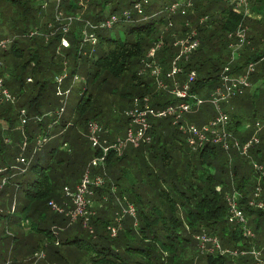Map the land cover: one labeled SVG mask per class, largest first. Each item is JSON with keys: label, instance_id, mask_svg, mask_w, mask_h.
<instances>
[{"label": "trees", "instance_id": "trees-1", "mask_svg": "<svg viewBox=\"0 0 264 264\" xmlns=\"http://www.w3.org/2000/svg\"><path fill=\"white\" fill-rule=\"evenodd\" d=\"M48 1L3 0L5 3L0 5L6 10L7 5L14 2L13 4L23 9L25 20L30 22L26 27L24 26L25 28H18L10 36L14 38V41L2 54L8 57V61L0 68V78L3 79L5 74L10 76L4 82H6L5 85L12 84V89L17 87L16 92L18 93L15 96L18 100L19 97L23 100L20 104L21 109H28L29 120L30 117L32 120L35 117L39 118L37 122L35 121L36 123L32 122L34 133L45 131L49 121L42 123L40 121L43 116L54 111V107L52 108L51 103L47 101L45 88L48 83L46 80L48 72L57 73L55 80L57 76H60L58 70L63 68L62 60H55V50L64 49L67 57L72 54H75L77 59L87 57V78L84 83L82 100L76 107L77 115L72 122L68 124L63 122L59 127L61 138H64V144H68L69 150L58 159V163L54 166L50 165L47 158L40 157L36 161L34 159L28 169L34 179L25 190L22 220L25 219L27 223H30V230L44 233L45 241L52 246L68 247L65 258H62L59 250L54 248L45 259L52 264L60 260L67 261L69 264L70 260L75 259V254L79 253L84 255L85 264H88L89 260L91 264H195L197 259L199 264L201 261H204V264H255L251 256L232 258L229 254L217 253L200 257L196 246L198 243L196 236L206 232L209 236L218 238L221 246L228 250L250 249L252 245L258 248L264 246V210L254 208L249 204V201L254 198L258 184L263 188L262 200L264 201V178L258 180V174L254 169V164L264 166V130L259 135V145L251 149L250 158L242 156L236 150L226 151L219 145L208 143L194 152L188 146L182 132L173 125L171 120H158L153 123L150 144L132 146L133 149L127 150L128 146L121 155L111 151L104 168H107L108 175L112 179L108 181L106 178L105 186L95 189L97 191L93 200L101 202L104 195L112 194L111 184L113 183L121 196L120 198L116 195L118 199L124 201L123 198L128 197V202L134 204L137 211L134 217L129 216L128 224L122 221L121 231L117 238L110 237L108 226L112 224V221L102 211L93 221L96 229V234L93 236L88 234L80 224L76 225L77 228L75 226L73 229L67 228L70 225V219L66 214L65 217L57 212L51 203H59L54 188L60 184L61 179L65 178L59 170L63 169L66 174L72 173L75 183L64 184L65 181L70 180V176L67 175L63 185L74 188L82 180L84 173L88 171L91 161L101 157V153L93 150L92 147L93 152L87 157L83 147L86 138L80 133L82 130L87 131L89 121L95 120L102 124L101 119H104L105 115L103 109L109 105V101L104 98L106 93L100 89L104 88L110 80L125 79L130 84L131 91L123 95L130 96L126 111L131 108L135 97L146 95H151L152 107H162L176 102L169 94L156 91L153 78L149 74L145 75L148 78H142L143 75L139 74L149 49L162 36H164V48L158 53V61L165 70H168L176 53L172 32H177L176 36H184L185 31L193 28L198 19L208 18L206 24L197 25L199 48L188 61L182 63L186 73L193 70L197 72L198 77L192 91L203 93L207 84H215L214 89L220 85V74L230 60V44L233 42L230 35H234L238 27L243 25L250 30L248 44L241 51V58L235 65L234 72L238 73L242 70L243 73L250 63H256L251 82L255 84L261 81L264 84V0H252L251 11L253 13L249 15L244 10L236 9L233 4L234 0H189L187 16H183L180 12L170 15L166 10L168 6L180 0H169L167 3L164 0L165 2L157 9H154L157 0H150L148 4H144L141 12L133 8L137 3H144V0H102L101 2L85 0L88 6L90 2H92L90 5L96 2L100 6L98 10L91 8L84 16L86 8L80 4V0H53V14L49 18V23L44 24L43 29L38 28L40 32L44 30L38 36L32 33L34 32L33 27L37 28L39 23L33 11L47 6ZM109 3L111 10L106 18L103 6ZM151 4L152 7L149 6ZM147 8L149 9L146 10ZM81 9L83 12L80 16L84 17L83 22H79L80 17L77 15ZM61 11L66 15L63 20L58 19L57 15V12ZM127 11L132 12L130 19L124 16ZM256 15H262L263 19L254 20ZM113 16L119 17L118 23L130 22L133 24L132 27L125 30L123 37L116 39L107 36L106 31L111 30L110 28H90L89 32L96 36L97 44L94 47L91 44L86 46L83 33L84 22L99 25ZM73 19L78 20V26L75 23L71 26ZM187 20L192 21L191 25H187ZM61 21H69L70 27L65 28L68 22ZM171 21H175L181 27L176 25V30L168 31L166 27ZM7 39L12 40L7 36L0 37V40ZM63 39L70 42L69 48L62 45ZM18 40L25 42L17 44ZM49 49H53L54 53L51 62H45ZM86 50L88 51L85 52ZM62 59L65 62L66 58ZM78 65L76 64L72 77L80 69ZM29 78L31 81H28ZM26 85H31L32 88L27 89ZM64 85L65 82L63 87ZM56 87V82H53V94L56 93ZM113 92H107V94ZM245 92L248 93L247 96ZM245 92L233 99L243 96L236 100L234 105H245L249 102L254 112L250 125L254 126L264 117V88L252 92L246 89ZM258 104L260 109L257 108ZM234 105H231L233 113H229L231 117L229 131H233L236 138L246 142L254 133V129L251 128L244 132L242 113L239 109H235ZM21 109H19V115ZM207 113L209 114V108L205 109L203 115H197L192 123L202 126L217 115L209 118V116H204ZM7 115H9L7 110L0 111V117L4 118ZM126 120L129 125L127 115ZM103 126L109 128L108 124ZM68 129H70L69 133ZM102 136L111 142L122 137L112 132L109 134L104 132ZM30 141L34 143L36 138L32 136ZM72 147L76 148V152L72 153ZM55 149L52 148L49 151L52 155L51 159ZM4 150L5 139L2 134L0 135V170L4 168L9 170L13 161L5 155ZM18 154L19 151L14 161ZM31 154L32 151L28 156ZM57 167L59 169L53 172L52 169ZM102 169L101 166L92 168L93 175L101 174ZM4 173L0 174V184L6 177ZM50 174H54L55 178ZM9 183L7 182L2 189ZM15 187L17 190L21 189L18 183ZM218 187L221 188L220 191ZM236 191L240 194L239 209L248 219V227L256 234L255 240H248L244 237L242 224L229 222L226 197ZM64 198L71 202V198L67 196ZM70 202L67 204L66 212L71 209ZM126 203L124 201V206ZM52 208L57 213L52 212ZM115 210L121 211V208L117 207ZM15 212L16 209L10 214H15ZM48 224L66 229L67 234L63 242L59 244L58 230L47 227ZM71 248L73 249L70 250ZM50 256L53 261L50 260ZM7 262L11 264L9 260ZM79 264H81V258Z\"/></svg>", "mask_w": 264, "mask_h": 264}, {"label": "built area", "instance_id": "built-area-1", "mask_svg": "<svg viewBox=\"0 0 264 264\" xmlns=\"http://www.w3.org/2000/svg\"><path fill=\"white\" fill-rule=\"evenodd\" d=\"M59 1V0H57ZM150 0H144L143 2L134 5L135 10L141 12L144 4H148ZM190 4L183 3L181 1L175 2L168 6L166 9L170 15H175L180 12L183 16L188 15V7ZM236 9L239 11L244 10L248 14L246 9L242 8V0H239L236 4ZM61 12H57L59 16ZM132 15L131 11L125 12L124 16L126 19H130ZM249 15V14H248ZM119 17L113 16L109 20L104 21L103 24H92L90 22H85L84 25V43H90L93 47L97 44V38L95 35L90 34L89 29L98 28H110L112 29L115 24L119 22ZM201 22L207 21L208 18H201ZM189 25V22H187ZM168 27H173L172 21L168 24ZM248 31L249 29L243 25H240L236 30L234 35H230L233 42L230 44V60L224 66L220 74V85L217 86L208 99L201 98L198 93L193 92V85L197 80V72L191 71L186 73L182 63L188 61L190 56L199 48V32L197 28H190L185 31L184 36H176L177 32L173 31L174 35L173 46L176 49V53L170 62V68L165 70L164 67L158 61V53L164 48V36L149 49L146 58L143 60V68L139 72L140 75L149 74L154 81V86L156 91L165 92L170 94L175 103L165 105L162 107H152L151 106V95H146L142 97H135L132 101L131 108L126 111V115L129 119V125L126 130V134L123 137H119L117 140L111 142L110 140L103 138V133L106 132L103 126L97 121H90L88 125V139L91 147L95 151L101 153V157L94 158L88 168V171L82 178V180L73 188L70 186L64 187L65 196L71 198V209L66 212L64 208L59 207L55 202H52L53 208L61 213L66 214L70 219L71 223H76L79 221H87L94 215L92 204L93 197L95 195V189L105 186L106 179L101 174L93 175L92 168L104 167L106 164V159L111 151L116 154L121 155L128 146L138 147L141 144H150L152 137L150 132L153 128V123L158 120H171L173 125L177 126L185 137L188 146L194 151H198L203 148L206 143L219 145L224 150H236L242 156L250 158V151L253 147H256L260 143L259 135L264 130V118L263 120L257 121L254 126L246 125L243 130L250 128L254 129V133L246 142L236 138L231 131H229L231 126L230 116L222 110V105L227 103L234 98L243 95L246 89H250L251 92L258 88H264L263 82L259 81L257 83L251 82L252 75L256 70V63H250L247 68L240 72H234V67L236 64L234 62L239 60L241 56V46H244L248 42ZM12 40H0V51L7 50ZM64 44H68L64 41ZM69 46V44H68ZM67 46V47H68ZM68 75H60L55 79L56 81V95L60 97L64 105L57 110L55 113L59 115L65 112V105L70 94V89L63 90V83L67 80ZM28 81H31L29 78ZM82 81L78 74L73 77V84ZM4 101L7 103H14L18 101L14 94H11L6 87L3 79L0 78V104ZM209 103L216 110L217 115L215 118L210 119L207 123L202 126H197L194 123L184 125L181 120L186 114L199 113L203 104ZM20 118L22 126L28 123V113L25 108L20 110ZM43 141L42 139L39 142ZM66 145V144H65ZM64 145V146H65ZM41 145L39 144L40 148ZM29 157L25 159L20 156L17 158V166H11L10 169L0 170V174L6 171L18 170V175L25 174L32 164L33 157L37 152V149ZM23 164V166H20ZM254 169L258 174V180L264 178V166L259 164H254ZM11 175H6L4 177L0 187L2 188L7 182L9 183ZM218 191L221 190L220 187L217 188ZM263 188L260 184L256 186L254 198L249 201L250 206L258 209L264 210V201L262 200ZM126 206L121 205V213L119 216H132L136 215L135 205L128 202L127 198H123ZM239 199L240 194L238 191L227 195V205L229 208V222L231 224H242L244 229V237L248 240H255L256 234L248 227V219L239 209ZM124 203L123 200H120ZM14 207L12 212H14ZM122 221H117L115 226L109 227V233L111 238H117L120 234ZM85 224V226L87 225ZM199 246L202 245L201 251L203 253H211L221 255L229 254L234 257L245 256L251 254L254 257V261L257 264H264V246L258 248L252 245L250 249L242 250H228L221 246L218 238L211 237L206 232H203L196 236ZM38 256V255H36ZM44 256V254H41Z\"/></svg>", "mask_w": 264, "mask_h": 264}, {"label": "rangeland", "instance_id": "rangeland-1", "mask_svg": "<svg viewBox=\"0 0 264 264\" xmlns=\"http://www.w3.org/2000/svg\"><path fill=\"white\" fill-rule=\"evenodd\" d=\"M101 1L102 0H99V2H101ZM165 1H166V3L169 2V0H165ZM165 1L164 0H157L154 4V9L159 8L161 6V4ZM180 1L183 3L189 2V0H180ZM238 1L239 0H234L233 4H236ZM3 3H5V2H3V0H0V5ZM13 3L8 4L6 10L4 8L2 9L0 7V37H6L7 36L8 38L12 39L11 43H13L14 38H12L10 36L13 35L14 32L17 31L18 28H20V27L25 28L26 25L30 23V22L25 20V15H23V11H22L23 9L21 7H18L17 4H13ZM91 3L92 2H90V4ZM80 4L82 6H85V8L87 9V10L86 9L84 10L83 16L86 15L87 12L91 8H97V10H98V6H100V5L96 4V2H94L92 5L89 4V6H88V4H85V0H80ZM30 6H31V4H30ZM149 6L152 7V4ZM251 6H252V0H242V8L246 9L248 14L253 13L251 11ZM103 7H104L103 8L104 9V16L107 18V16H109V14H110L111 4L109 3ZM148 9L149 8H147L146 10H148ZM53 10H54V1L49 0L47 3V6L42 7V9H39V10L37 9L36 11H33V15L37 16L39 23H38L37 28L33 27L32 31H34V32H32V33H34L35 35H38V36L43 33L44 30H41V32H40L38 30V28L43 29L44 24L47 22L49 23V21H50L49 18L52 16ZM99 10H100V8H99ZM82 12L83 11L81 9L80 12L77 14L78 17H80L78 19L79 22L80 21L83 22L84 17L80 16ZM138 13H140V12H138ZM192 14H193V12H192ZM196 16L197 15H195V17ZM65 17H66V15H64V13L61 11V14L58 16V19L63 20V19H65ZM262 19H263L262 15H256L254 20H262ZM78 20L73 19L71 26L74 23L76 25ZM187 21L189 22V25H191L192 21L191 20L190 21L187 20ZM207 21L205 20V21L201 22V20L198 19L197 24L195 26L193 25V27L198 28L197 25L206 24ZM61 22H68L67 25H65V28L70 27L69 21H61ZM172 23H173V27H168V25H167L166 29L168 31L176 30L175 26L176 25L179 26V24H177L175 21ZM78 25L79 24H77V26ZM132 25L133 24L130 22L118 23L116 26H114L113 29L106 31L107 36H109L111 38H115V39L119 38V37H123L125 30L132 27ZM180 27H181V25L179 26V28ZM249 31H248V34H249ZM36 38L40 39L41 37H36ZM64 41H67V43L69 45H70V42L67 39H63V41H62V45L66 48H69L70 46H68V44H64ZM22 42H25V41L18 40L17 44H20ZM89 44L90 43H87L86 46H89ZM247 44H248V42L244 46H241L240 50L242 51ZM81 49L83 50L82 46H81ZM87 51L88 50H86L85 52H87ZM4 52H5V50L0 51V67H3L5 62L8 61V57H5V55H2ZM55 52H56V57H55L56 59L55 60L56 61L62 60V66H63V68L58 70V73L60 75H68V77H69V79H67L65 81V85L62 88H63V90L70 89L71 91H70L69 98L67 100V105L65 106V108H66L65 112L61 115H59V113H55V111L59 110L64 105V103L60 97H57L52 92L53 82H55L54 77L57 75V73L56 74L53 73V71H52L53 69L51 70L52 73L48 72V74L46 76V78H47L46 80L48 83H47L46 88H45L46 89L45 95H46L47 101L49 103H51L52 108L54 107V111L49 112L48 114L43 116V119L40 121V123H42L46 120L49 121V127L45 128L44 132L42 131V132H37V133L35 132L34 133L35 129H33L32 127L34 125L33 123H36L39 120V118H37V117H35L34 120H32L30 117V120L28 121V123L26 125L22 126L21 118L19 115V109H21L20 104L23 102L21 97H19V100L14 102V103H7L6 101H4L2 104H0V111L5 112L7 110L8 114H9V115H7V117H4V118L0 117V135L3 134V138L5 139V150H4V152H5V155L13 161V163H12V164H14L13 166H17V163L15 164V162H14V157L18 153V151L19 152L22 151V147L24 145V142H26V140L28 142L26 154L27 155L30 154L31 151L33 150V147L35 146V148H38L39 144H40L41 147L37 149V152L33 157V161H34V159L36 161L40 157L41 158H47V160H48V162H50L51 166H54L55 163L57 164L58 159L60 157L64 156L67 153V151L69 150L68 144L65 145L64 144V142H65L64 138H61L62 134H61V130L59 127L63 122L67 123V124L70 121L72 122L73 118L77 115L76 107L78 105V102H80L82 100L81 97H82L84 89H85L84 83L86 81L85 79L87 78V68H88L87 57L83 56L81 59H77V57H75V54H72L71 56L67 57L66 51H64V49L62 51H60V49L58 50V48L55 50ZM53 53H54L53 49L48 50V53H47L46 58H45V62H48V61L51 62L50 60L53 56ZM57 53L59 56L57 55ZM65 55H66V57H65ZM60 56L62 58H66L65 62ZM240 58H241V56H240ZM239 61L240 60H236L234 62V64H238ZM76 64H79L78 66L80 67V69L77 68L78 72L76 74L79 75V77L82 79V81L73 84V77L72 76L74 74L73 70L75 69ZM32 65H34V63ZM45 69H47V67ZM28 73H31V71H28ZM141 77L142 78H148V76L145 77L144 75ZM7 86H8V90L11 94L15 95L16 93H18V92H16V90H17L16 86H15V89H12V87H11L12 84H7ZM215 86L216 85L213 83L207 84V88L204 90V92L198 93L199 96L201 98L208 99ZM26 87H27V89L32 88L31 85H26ZM110 89H111V91H114V92L112 94H107V92H111ZM258 89H260V88H258ZM100 90H102L103 92L106 93V94H104V98L107 101H109V105L105 106L103 109L105 111V115H104V119H101V122H102L101 125L102 126L105 124L109 125L108 126L109 128H106L103 126L104 130L106 129L105 131L108 134L110 132H112L114 135L119 134L122 137L125 136L128 125H127L126 115H125L124 111H126L125 109L129 106L130 96L126 97L127 95L126 96H123V95L128 94L131 91L130 84L125 79H118V80L113 79V80H110L107 83V85H105L104 88H101ZM165 95H167V94H165ZM247 95H248V93H246V96ZM170 97H171V95H170ZM241 98H243V96H241L238 99H241ZM238 99H235L233 101L231 100L227 103H224L222 105V110L225 113H227L228 115L232 114L233 112L231 109V105L233 106L234 103L236 102V100H238ZM258 103H260V102H258ZM27 107H29V106L27 105ZM206 108H209V114L207 113L204 116H209V118H213L217 114V110L211 104L206 103V104H203V106L201 107V109L199 111L200 113L186 114L183 117V119L181 120V123H183L184 125H188V124L192 123V121H194V118L197 115H199V114L203 115L205 113ZM234 108L239 109L240 112L242 113L243 120H244L243 121L244 126L250 125L251 121H252L251 120L252 115L254 112H253L252 108L249 106V102L246 103L245 105H243V104H239L238 106L234 105ZM257 108L260 109L259 104H258ZM263 118H261V120H263ZM92 121H95V120H92ZM89 122H88V125L90 124ZM71 124H69V125H71ZM88 125H87V131L82 130L80 133L81 135L84 136V138H86V142H85L83 147H84V150L86 152L85 154L87 155V157L94 150V149L93 150L91 149V144H90L89 139H88ZM64 129L66 131V128H64ZM250 129H247V130H250ZM67 132L69 133L70 129H68ZM241 133H242V129H241ZM32 136L34 138H36V142H34V143H32V141H30V139H32ZM75 138H77L76 134H75ZM118 138H116L115 140H117ZM40 139H42L43 141L39 142ZM52 148H56V149H55V153L53 154V158L51 159L52 155L49 151ZM129 149H133V147L129 146V148L127 150H129ZM74 152H76V148L72 147V153H74ZM46 154H47V156H46ZM16 158H17V156H16ZM33 161H32V163H33ZM102 168L103 169L101 171V174H103L105 179L107 178L108 181L111 180L112 178L109 177L108 172H107V168L106 169L104 167H102ZM58 169H59V167L55 168L54 170L52 169V171L55 172ZM62 170H59V172L64 174L65 178L63 180L61 179L60 184L54 188V192H55L56 197L59 201V203L56 202V204L59 207H63L65 209V211H67L66 210L67 206H68L67 204L70 201L64 198L65 195L63 192V188H64L63 182L67 179V175H69L70 180L65 181L64 184L67 183V184L72 185L75 183V178L72 175V173L69 172V174H66L65 171L64 170L62 171ZM6 172L4 173L6 175H8L10 173V171H6ZM17 173H19V169L16 172L13 171L11 173V177H10L11 182L9 184H7L3 189L0 187V264H9L7 262L8 260H9V262H11V264H52V262H49V260H46L47 259L46 256L48 257V254L50 252H52L54 250V248H57V250H59V252L61 254V257L65 258L68 247L64 248L63 246H60V245H56V247L52 246V244L45 241L44 233L39 232V231L34 232V230H32V229L30 230V223H27L25 219L22 220L24 218L22 207L24 204L25 190L27 189V186L33 181L34 177H33L32 173H30L29 171L27 173H25V175L24 174L18 175ZM85 173H84V175H85ZM50 175L53 178H55L54 174H50ZM16 183L20 184L21 189H19V190L16 189V187H15ZM111 193L112 194L104 195L102 197L101 202L93 200L94 203L92 204V207H93L94 215L91 217V220H89V222H88L89 224H87L86 220H84L82 222L79 221L80 223H78V222L71 223L70 222V225L67 228L73 229L74 226L76 227V225L80 224L82 226V228L85 229L86 232H88V234L95 236L96 229H95V225H94L93 221L97 218L98 214L101 211L104 213V215L107 218H111L112 224L108 226V229H109V227L115 226V223H117V221H120L121 219L124 220V223L128 224L130 222L129 216H124L122 213V217L120 218L119 216H121L120 215L121 212L119 210L118 211L115 210V209H117V207L121 208V205H123L124 203L121 202L118 199V197L116 196V195H118L121 198V196L118 194V190L115 188V186H113V183L111 184ZM14 206H15L16 212H15V214L11 215L10 213L12 212V209H13L12 207H14ZM53 211L56 212L52 208V212ZM62 215L65 216V214H62ZM85 224H87V225L85 226ZM46 226L49 228H54V229L58 230V235H59L58 242H59V244H60V242L64 241V238L67 234V231L64 227L58 228L56 226H51L50 224H48ZM42 238H43V240H42ZM196 243H197V241H196ZM196 246H197L198 253L200 254V257H205V256L211 255V253H208V252L203 253L201 251V249L204 250L202 245L199 246V244L197 243ZM200 247H201V249H200ZM72 249L73 248H71L70 250H72ZM41 254H44V256H41ZM36 255H38V256H36ZM80 255L81 254H79V253L75 254V259L70 260L69 264H79L80 258H81V264H85L84 255L83 256L82 255L80 256ZM248 256L249 257L251 256V258L254 260V257L251 254H247V255L242 256V257H248ZM231 257L235 258L234 256H231ZM50 260L53 261L51 256H50ZM66 262L60 260L56 264H68V262L67 263ZM202 263L204 264V261H201V264ZM88 264H91L90 260H89ZM195 264H199L198 259L196 260ZM255 264H257V263H255Z\"/></svg>", "mask_w": 264, "mask_h": 264}, {"label": "crops", "instance_id": "crops-1", "mask_svg": "<svg viewBox=\"0 0 264 264\" xmlns=\"http://www.w3.org/2000/svg\"><path fill=\"white\" fill-rule=\"evenodd\" d=\"M0 68H2V67H0ZM9 75L8 74H5V76L3 77V80L4 81H7V79H9ZM5 84H6V82H5ZM7 86V85H6ZM8 87V86H7ZM56 94V93H55ZM70 95V94H69ZM69 98V97H68ZM68 100V99H67ZM66 105H67V102H66ZM65 105V106H66ZM66 109V108H65ZM56 112V111H55ZM47 127H49V124L47 125ZM27 147H28V142H27V140H26V142H24V145H23V147H22V151H20L19 152V154L17 155V158H19L20 156H22V157H24L25 159H29V157L33 154V152L35 151V146L33 147V150H32V154L30 155V156H28L27 154H26V151H27ZM17 158L15 159V164L17 163ZM14 164H12V165H10L9 167H11V166H13ZM20 166H23V164H20ZM31 167V166H30ZM29 167V168H30ZM4 169H7V168H4ZM13 171H17V170H12V171H10V173L8 174V175H11V173L13 172ZM29 170H27V172H28ZM26 172V173H27ZM23 175V174H22ZM25 175V174H24ZM5 176H6V174H5ZM16 178V177H15ZM15 205V204H14ZM13 208V207H12ZM14 210H15V206H14Z\"/></svg>", "mask_w": 264, "mask_h": 264}]
</instances>
